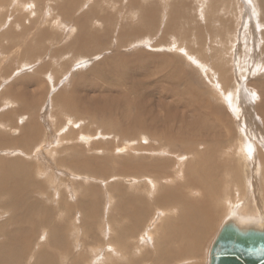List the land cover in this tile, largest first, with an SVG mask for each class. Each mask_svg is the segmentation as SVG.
<instances>
[{"label": "rangeland", "instance_id": "1", "mask_svg": "<svg viewBox=\"0 0 264 264\" xmlns=\"http://www.w3.org/2000/svg\"><path fill=\"white\" fill-rule=\"evenodd\" d=\"M174 3L179 12L170 17ZM0 39V243L18 235L10 264H80L82 257L94 264H182L150 253L169 226L149 233L166 207L155 202L158 192L146 196L145 206L138 201L134 212L125 197L145 195L135 190L143 179L116 172L129 155L136 164L168 161L163 173L174 169L184 154L165 150L185 144L168 140V112L172 132L206 122L227 140L222 146L235 142L232 132L244 131V141L237 140L251 139L253 148L245 197L230 186L229 204L222 197L210 206L217 212L187 264H207L217 230L237 218L226 217L232 208L246 219L264 216V177L261 169L254 172L261 165L256 149L264 153V0H0ZM124 143L128 150L118 151ZM93 159L96 165L89 164ZM82 163L106 175L87 173ZM12 191L24 205L35 203L32 219L11 218L20 212L5 207ZM251 195L260 202L254 208ZM176 207L165 218L183 213ZM31 230L28 243L23 235ZM139 243L149 251L145 257L136 252ZM95 248L111 257L96 261L89 255Z\"/></svg>", "mask_w": 264, "mask_h": 264}, {"label": "bare ground", "instance_id": "2", "mask_svg": "<svg viewBox=\"0 0 264 264\" xmlns=\"http://www.w3.org/2000/svg\"><path fill=\"white\" fill-rule=\"evenodd\" d=\"M146 7L149 8L148 5L143 6L144 12H145V9H147ZM178 10H179V7L174 3V5L171 6V8H170L169 16L171 17V16L177 14L179 12ZM145 15H147V14H145ZM145 18H147V17H145ZM167 23L170 24L169 26L172 25L170 23V20ZM168 24H167V26H165L166 28L168 27ZM85 37H87V36H85ZM93 38H94V36H93ZM95 39H96V36H95ZM83 47H85V46L83 45ZM78 88H80V87H78ZM213 113H215V112L213 111L212 114ZM7 115L8 114H5L4 116L7 117ZM10 119H11V117H10ZM165 120H167L166 121L167 125H165L166 126V129L165 130L167 131V135H168L167 138H168V140L170 142H172V143L174 141V142H177V143L185 144L182 147H179L178 146V148L176 149V151L170 150L171 151L170 152L167 149L165 150L166 151V154H170L171 153V154L179 155L181 152H183V154H184V155L181 154L182 156H181V158L179 160L177 159L178 161L175 162L176 165H175L174 169L172 168L171 169V172H164L163 173L159 169H162V170L168 169L169 166H171V164H169L168 161L165 160V163H163V164H161L160 162H157V161H154V162H151V163H147L145 160L143 161L141 159L140 162L138 164H136L135 161H132L133 159H131L133 156L132 155H129V157H125V158L122 159V162L120 163V166H119V168H117V171L116 172L117 173H121V174L122 173H132V174L135 175V177L136 176H141V178L143 179V182L144 183L141 182L142 183V186L141 187L140 186H137L138 188L135 189V190L138 192L139 189L140 190L143 189L144 192L141 191V193L142 194H145V195H141V196H138V195H130L129 197H125L127 199V201L134 202L133 207H132V211L137 212V209L135 208L136 207L135 204H137L138 201H139V203H142L145 206L144 200H145L146 196H150V195L154 194L155 192H158L157 197L156 196L153 197L155 199V202L157 203V205H166V207L162 208L163 211H164V216H163V218H160L161 221H158V222H160V224L155 225L153 227V230L152 231H149V233L152 234L153 231H155L154 229H157L158 227L162 226L163 222L164 223H168V225H169V226H165L164 229H163V235H164V238L163 239H161L160 241H158L159 239H157V240L154 239V243H157V244H155L153 246L154 247L152 249L153 251L150 252V253H153V252L155 253V258L154 259H159V260H161L163 258L165 259L166 257H163V256L164 255H169V256H171V258L173 257L176 261H179V262L181 261L182 264H185V263L187 264V263H191V260L196 255L197 250L200 249V248L197 249V247H198V244L200 243V241H202L201 239H202V236L204 235L206 226L211 221V218L213 217V214H215L217 212L216 209L213 210V208L210 207V206L212 204L214 206L216 204H219L221 202L220 200H221L222 197H224V200L222 202H224V204L226 202L229 204V201H228L229 200V196L225 192H226V190L230 186H232L233 188H235V186L238 185L240 187V197L241 198H244L245 197L246 194H245L244 189H243L245 187V184L243 182L244 181L243 179H244V177H248V179H249V177H250L249 176V173H251V171L249 170V165H248V161L247 160H248V158H250V154L253 151L252 150L253 149L252 148V144H251L252 141L250 139V142L248 143L247 141H249V140L246 137L245 139L247 140L246 143H248V145L247 144L246 145H243L242 144L243 142L242 143L239 142L237 140V138H239V140L244 141V138H242V137H244V134H243L244 131L243 132H239L238 131L237 133L236 132H234V133L232 132V134H231V136H234V141L235 142H233V141L232 142H227L226 146H222L221 143L222 142H226L227 140L226 139H223V135H221V133H218L217 132V127H215L213 125H209L205 121H204L205 124L201 125L200 127L199 126H196L197 124L194 125L192 123H190V124L188 123V125H187V128L188 129L186 128V131L183 130V128H176L175 130H173L174 132H172L170 129H171V120L174 121V114L172 112L166 113ZM19 121H21V120H19ZM34 121H35V119H34ZM34 123H36V122H34ZM34 123H32V124H34ZM27 125H29V123ZM30 127L32 128V126H30ZM238 127H240V126H238ZM24 128L26 129L27 127H24ZM38 129H37V131H38ZM239 129H241V128H239ZM242 130H244V129H242ZM129 131H131V130L129 129ZM33 132H31V133L33 134ZM123 132L124 133L125 132L128 133V131H126V130L123 131ZM31 133L29 132V134H31ZM26 134H27V132H26ZM246 134L249 135L248 133H246ZM159 136H161V135H158V138H159ZM0 137H1V135H0ZM21 137L22 136H20V138ZM224 138H225V136H224ZM5 139H4V141H6ZM8 140H9V138H8ZM159 143H160V141H159ZM165 143H167V142H165ZM5 145H7V144H5ZM129 145H130L129 143L128 144H125L124 143L123 145H121L119 147L118 151L120 150V151H123L124 152V151L128 150V147H126V146H129ZM163 145H166V144H163ZM218 147H219V149H218ZM256 152L260 154V157H261V165H255L254 172L256 173V171H258L259 169H261V171L263 173V177H264V153L260 149L259 150L256 149ZM139 153L141 154V152H139ZM258 157H259V155H258ZM94 160H95V162H97L96 159H93V163H89V164L90 165L95 164ZM81 166H85L84 169L86 170L85 172H87V173H92V174H95V175L102 176L101 173L103 174L105 172L104 170L101 171L100 167H96L97 169H89L88 163H86V164L85 163H82ZM166 171H168V170H166ZM165 176L166 177L167 176L169 177V182L168 183H167V181H164ZM214 178H216V182H215V179ZM248 179H245V181L248 180ZM208 180L209 181L211 180L212 182L209 184V181ZM130 182H129V185H130ZM164 182H166V184ZM201 182L202 183L204 182L205 184L206 183L209 184V186L207 187V191H205L206 189L203 191V184ZM133 184H135V183L133 182ZM120 186L115 185V187L118 190L122 191L121 188H123V187L121 186V188H120ZM196 187H197V190H191V188L192 189L193 188L195 189ZM93 188H95V187H93ZM182 188H184V190ZM252 189H254V188H252ZM222 190L225 193L224 196L221 195ZM117 193H118V191H117ZM203 193H205V195ZM9 194L11 195V193H9ZM14 194H13V191H12L13 198H10L9 199L10 200V203H8L7 205H5V207H9V208L10 207H14V208L16 207V209L19 207L20 212H17V213L15 212L16 215L13 213L14 215L11 218H14V220H16L18 217H22V219L25 222L28 221L30 218L32 219V217H33L32 215L33 214H30V211H31V209H32V207H33V205L35 203L34 204H31V203L28 202L27 204L24 205V203H22V201L24 199L22 200L20 198L21 196L19 198H17L15 196L16 194L15 195ZM206 194H209L208 195V198H207V195ZM197 195H199V197H197ZM251 196H253V195H251ZM204 199H207V200L209 199L208 201L211 202V203H209L207 205L204 204V202H202V200H204ZM253 199H254V201H251V203L254 205V206H252L254 208V207H256L255 206L256 205L255 203H260V202L257 201L258 200L257 195H256V197L253 196ZM232 200H234V199H232ZM179 204L184 209L182 211L183 213L180 212L181 215L178 216V217H176L177 216V214H176L175 215V218L174 217H172V218L170 217V219H169V217L165 218L167 212H173L174 213L175 211H177V207L176 206H178ZM262 204L264 205V200H263V203ZM143 205L140 206V207L143 208ZM242 206H243V204H242ZM167 207H169V208H167ZM170 207H173V208H170ZM232 209H233L232 211L230 210V212H227V214H226L227 216L226 217H228L230 215H235L237 217L236 219L234 218L235 221H238V222H240L242 224H250V223L252 224V222H254L257 225H261L259 229H263L264 228V226H262L264 224V216H262L263 215L262 213L261 214H258V216L260 217V219L258 221H254V220H251V219H246L245 217H240L241 216L240 215L241 213L238 212V211H236L235 208H232ZM14 211H17V210H14ZM32 211H33V209H32ZM218 211H219V209H218ZM253 214H256V213H253ZM60 216H61V214H60ZM243 216H246V217L248 216L249 217V215H243ZM258 216L256 215V217H258ZM251 217H249V218H251ZM243 218H245V219H243ZM228 220L230 221L229 218H228ZM49 221H50V219H49ZM235 221H232V222L239 229H241V230L247 229V228L250 227V226L245 227L244 225H241V226L245 227V228H241L237 223H235ZM47 222H48V220H47ZM221 226L219 227V229L221 228ZM219 229L217 230V233L219 232ZM16 230H19V229H16ZM16 230L14 232H16ZM159 230H160V228H159ZM20 231L21 230H19L17 232H20ZM31 232H32V230L30 231V233L27 232L28 233L27 235H25L26 233H24V235H23L24 240L27 241L28 243L34 237V234L31 235ZM217 233H216V235H217ZM216 235H215V237H216ZM19 236L22 237V233L19 234ZM8 237H9V235L7 237H5L6 238V241L0 243V249H1L0 250V264H10V263H12L14 260H12L13 258L11 259V255L13 254V252H14L13 256H15L16 253H17L16 251H12L13 248H11V249H9V248L11 247L10 244H13L14 245L16 243L15 238L17 240L18 235L15 234L14 236L12 235L11 238L10 237L8 238ZM24 240H22V241L25 243ZM142 241H143V239H142ZM212 243H213V241L211 242V244L209 246V249L207 250V253H206L207 254V264H209V261H210V259H209V250H210V247H211ZM112 244H113L112 245L113 247L118 248V246H116L115 243L112 242ZM146 244H148V243H146ZM62 247H63V245H62ZM108 248H111V245H110V247L108 245ZM95 249H96V251H93L95 255H92L93 252H90L89 255H90V257L95 256L96 261L97 260L100 261L102 259H105L106 260V259H109L111 257L110 256L111 254L109 255L110 256L109 258H108V256L106 254H101L100 253L101 255H99L98 254L99 252L97 251L98 248H95ZM112 250H114V249H112ZM177 251H179L181 254H178V255L175 256V253ZM136 252L142 253V256L143 257H145L146 255L149 254V251H145V252L143 251V246H142L141 243H139V246L137 247ZM163 253H164V255L162 256ZM8 254H9V256H7ZM62 254H63V252H62ZM115 254H117V253H115ZM18 255H20V254H18ZM79 256H81V255H79ZM85 258L86 257H84V258L82 257V259L80 261V264H94V261L93 260H92L93 263H90V261H87V259L85 260ZM61 259H63V258H61ZM195 259L196 258H194V260ZM70 260H71V258H70ZM76 261H77V263H76ZM74 263L79 264V260L78 259L77 260L74 259ZM113 264H115V263H113ZM153 264H156L155 261L153 262Z\"/></svg>", "mask_w": 264, "mask_h": 264}, {"label": "water", "instance_id": "3", "mask_svg": "<svg viewBox=\"0 0 264 264\" xmlns=\"http://www.w3.org/2000/svg\"><path fill=\"white\" fill-rule=\"evenodd\" d=\"M209 264H264V228L239 229L225 221L209 250Z\"/></svg>", "mask_w": 264, "mask_h": 264}, {"label": "snow or ice", "instance_id": "4", "mask_svg": "<svg viewBox=\"0 0 264 264\" xmlns=\"http://www.w3.org/2000/svg\"><path fill=\"white\" fill-rule=\"evenodd\" d=\"M250 150V149H249Z\"/></svg>", "mask_w": 264, "mask_h": 264}]
</instances>
